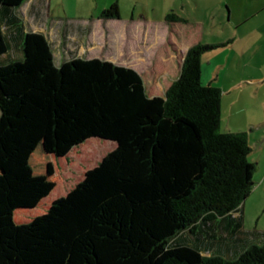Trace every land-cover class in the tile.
Here are the masks:
<instances>
[{"label":"trees","instance_id":"obj_1","mask_svg":"<svg viewBox=\"0 0 264 264\" xmlns=\"http://www.w3.org/2000/svg\"><path fill=\"white\" fill-rule=\"evenodd\" d=\"M27 1L0 0V264H264V240L243 249L216 227L235 224L256 171L248 134L221 129L222 90L202 81V57L227 43L190 48L166 95L151 98L133 68L76 54L57 66L46 35L26 29ZM100 19H120L119 5ZM92 138L119 146L17 223L12 173L41 145L62 158ZM196 234L219 253L205 256Z\"/></svg>","mask_w":264,"mask_h":264},{"label":"rangeland","instance_id":"obj_2","mask_svg":"<svg viewBox=\"0 0 264 264\" xmlns=\"http://www.w3.org/2000/svg\"><path fill=\"white\" fill-rule=\"evenodd\" d=\"M116 1L120 19L101 20V14ZM20 13L27 30L43 33L50 40L57 66L76 54L133 68L145 73L147 78L159 68H167L165 59L170 43L184 37L179 35L176 39L170 33L166 38L167 45L163 47L166 37L163 26L169 14H179L191 22L203 21L206 39L232 26L228 21V9L221 6L220 0H28ZM149 44H153L152 53L140 51L148 49L146 45ZM147 89L149 92V85ZM118 146L115 140L92 138L74 148L67 157L58 158L47 154L41 145L28 168L24 172L15 171L11 175L14 177L9 178L15 221L27 222L43 214L55 199L65 196L84 179L88 170L97 166ZM249 160L256 166L252 193L241 211L234 215L235 224L226 231L221 221L216 224L218 232L225 233L227 241L243 239V249L264 240V151L255 146ZM203 234L208 237L207 233ZM195 236H191L190 240L201 245L200 241L204 238ZM220 236L209 239L210 243L219 246L224 240ZM200 249L205 256L219 253L215 247L205 249L203 246ZM236 254L230 252L225 256L236 257Z\"/></svg>","mask_w":264,"mask_h":264},{"label":"crops","instance_id":"obj_3","mask_svg":"<svg viewBox=\"0 0 264 264\" xmlns=\"http://www.w3.org/2000/svg\"><path fill=\"white\" fill-rule=\"evenodd\" d=\"M220 2L221 6L228 9V21L232 23L230 28L206 39V25L203 21L191 22L190 19L175 14V18L182 21L165 20L163 30L166 37L163 47H166V38L170 33L174 34L176 39L179 35H183L185 39L178 38L177 42L170 43V51L165 59L166 69L159 68L148 78L144 76L145 73L140 74L146 92L148 85L150 86L148 96L164 97L168 88L180 77L184 59L190 48L202 42L227 43L226 46L210 51L202 57V81L222 90V131L247 133L252 153L255 146L264 151V0ZM115 3L118 4V1ZM151 46L153 44L146 45L148 49L140 51L152 53L154 49ZM151 58L154 56L151 55Z\"/></svg>","mask_w":264,"mask_h":264}]
</instances>
